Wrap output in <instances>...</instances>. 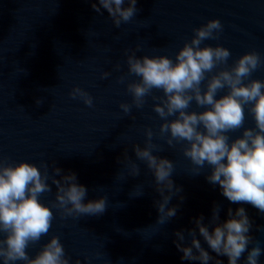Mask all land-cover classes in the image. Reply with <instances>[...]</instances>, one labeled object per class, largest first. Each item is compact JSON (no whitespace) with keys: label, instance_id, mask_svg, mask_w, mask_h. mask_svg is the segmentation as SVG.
<instances>
[{"label":"water","instance_id":"1","mask_svg":"<svg viewBox=\"0 0 264 264\" xmlns=\"http://www.w3.org/2000/svg\"><path fill=\"white\" fill-rule=\"evenodd\" d=\"M93 2L99 6L98 0H0V156L14 164H35L41 172L46 162L50 177L55 175L53 167L62 169L61 175L74 172L77 183L87 189L84 203L107 197L106 211L99 216L62 219L60 211L52 208V227L37 245L29 246V256L34 257L57 235L70 264L77 259L81 264H200L181 259L183 253L173 242L175 232L184 230L187 237V230L195 228L193 219L200 215L207 223L214 204L220 205L222 221L229 208L244 207L260 226L251 235L264 249V214L250 204L228 201L219 185L207 181L211 171L207 166L200 174L193 173L195 166L184 156L183 145L169 147L160 138L163 121L153 111L157 101L146 97L144 106H133L128 115L119 107L132 102L127 83L139 80L128 75L126 51L139 45L138 57L166 55L174 60L194 35L193 29L208 20L219 19L223 32L218 40H205L201 47L229 49L231 56L222 67H231L250 51L264 58V0H137L136 16L119 28L106 9L101 7L103 15L96 13ZM103 72L110 75L102 79ZM121 76L126 77L124 83L119 82ZM249 79L264 80V65ZM205 84L202 82V89ZM74 87L92 96V107L70 97ZM153 94L163 93L153 90ZM38 98L43 99L40 105L36 104ZM188 110L203 108L193 101ZM245 115L244 126L254 127L247 107ZM147 128L152 129V142L161 149L154 155L173 162L171 178L182 189L168 205H179L177 215L164 225L157 223L156 202L162 197L154 176L132 147L144 146ZM242 131L228 135L235 138ZM125 153L139 165L140 175L130 176V165L123 163ZM47 182L52 191L42 194L40 201L51 207L56 186L51 179ZM136 188L143 189V194L133 196ZM197 237L210 255L228 264L227 257H217L208 248L198 231ZM259 264H264V253Z\"/></svg>","mask_w":264,"mask_h":264},{"label":"clouds","instance_id":"2","mask_svg":"<svg viewBox=\"0 0 264 264\" xmlns=\"http://www.w3.org/2000/svg\"><path fill=\"white\" fill-rule=\"evenodd\" d=\"M92 3L93 10L103 15L101 7L106 9L115 27L127 23L136 16L137 0H98ZM223 32L219 19L208 20L193 29L194 35L186 41L175 54V59L166 56L144 55L138 57L135 50L126 51L128 75L139 80L127 83V91L132 102L121 103L120 108L128 115L135 106L140 109L151 96L153 111L163 123L159 126V136L169 147L182 144V151L191 163L194 174H200L207 166L211 169L206 176L212 185H219L221 193L234 204H250L264 214V80L249 79L253 72L264 65V58L256 51L241 55L231 67L227 65L231 56L229 49L223 46L201 44L205 40H218ZM119 70L120 65H116ZM109 72L101 73L107 78ZM126 77L119 78L120 83ZM202 89V82H205ZM247 81V82H246ZM227 90L226 94L218 93ZM153 90L162 92L154 95ZM72 99L79 98L88 107L93 106L92 96L80 87H74L69 93ZM202 111H189L192 102ZM43 103L42 98L36 104ZM254 119V127H245V108ZM169 117H174L169 119ZM243 129L242 134L230 138L228 133ZM153 131L145 129V144L132 145L136 158L143 161L155 179V188L162 199L156 202L157 223L164 225L177 215L179 205L169 207L173 196L182 189L174 184L173 162L158 155V145L152 142ZM123 163L130 165V176L140 175V167L131 161L125 153ZM41 172L35 164L29 162L11 163L0 156V262L2 264H70L64 245L57 235L44 243L34 257L27 249L37 245L41 238L48 235L52 227L54 214L52 208L60 211L61 218L79 216H99L106 211L107 197L84 203L87 189L77 183L74 172L61 175L62 169L53 167V176L48 174V164L43 163ZM61 176L56 179V176ZM56 186L55 201L51 207L40 201V196L51 192L47 182ZM133 196L143 194V189H135ZM167 193V194H166ZM179 199L183 201L184 197ZM195 228L175 232L177 249L183 253L181 259L200 261L208 264H223L210 255L197 237L208 245L216 256L227 257L228 264H259L264 249L251 235L259 225L249 217L244 207L227 210V219L220 218V205L214 204L211 218L207 223L204 216L193 219ZM211 229V230H210ZM190 238L189 243H185ZM252 245L251 247H249ZM246 254V255H245ZM87 260L88 258L85 257ZM75 264H81L77 259Z\"/></svg>","mask_w":264,"mask_h":264}]
</instances>
